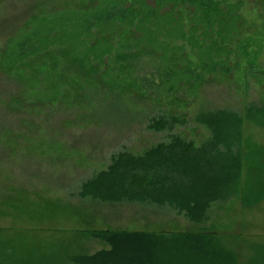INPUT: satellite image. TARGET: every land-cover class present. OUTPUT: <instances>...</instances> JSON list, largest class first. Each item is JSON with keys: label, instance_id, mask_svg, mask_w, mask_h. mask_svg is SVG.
Returning a JSON list of instances; mask_svg holds the SVG:
<instances>
[{"label": "rangeland", "instance_id": "obj_1", "mask_svg": "<svg viewBox=\"0 0 264 264\" xmlns=\"http://www.w3.org/2000/svg\"><path fill=\"white\" fill-rule=\"evenodd\" d=\"M147 2L156 5V0ZM259 7L245 1L239 14L242 36L228 40L230 63L212 64L209 52L201 51L199 33H188L194 9L181 11L186 37L177 30L171 51L180 56L183 69L175 73L164 72L163 46L153 35L138 34L135 43L121 45L128 54L147 47L145 53L138 52L140 58L130 57L124 71L128 82L120 86L125 91L117 89L119 81L113 86L115 71L102 66L99 75L78 79L79 94L63 93L47 102L37 97L46 84L33 78L34 71L15 80L0 70V264H74L80 256L110 248L95 237L97 232L208 230L239 255V264H264V201L252 209L237 199L218 204L208 222L192 224L168 208L79 197L83 183L108 169L119 152L142 155L172 135L204 143L210 133L195 121L202 111L243 114L251 104L264 109V9ZM73 10L109 15L102 0H0V66L8 48L37 44L36 16ZM137 20L130 27L139 26ZM117 62L111 63L115 69ZM106 72L109 77L101 80ZM52 74L41 73L40 79ZM10 94L22 99L17 112L10 110ZM162 116L185 123L172 132L149 130L150 121ZM244 136L264 146V127L247 121Z\"/></svg>", "mask_w": 264, "mask_h": 264}, {"label": "trees", "instance_id": "obj_2", "mask_svg": "<svg viewBox=\"0 0 264 264\" xmlns=\"http://www.w3.org/2000/svg\"><path fill=\"white\" fill-rule=\"evenodd\" d=\"M102 1L107 16L101 17L93 10L40 13L35 18L36 27L40 28L33 34L37 44L30 46L23 42L15 49L8 48L0 70L15 80L24 77L27 70L34 71L33 78L46 84L37 97L53 102L63 93L79 94L78 79L99 75L102 66L115 71L118 80L112 84L116 86L119 81L117 89L125 91L120 86L128 82L130 57L140 58L138 52L145 53L147 47L142 45L136 48L137 52L128 54L122 51L121 45L135 43L138 34H151L163 46L166 75L183 69L180 56L171 51L175 49L172 45L176 44L177 30L178 36L181 30L183 38L186 37L181 11L188 14L194 9L189 14L192 26L188 33H199L201 51L209 52L212 64L230 63L228 40L242 36L239 14L246 0H156L155 6H150L147 0H128L125 5L122 0ZM110 2L113 3L110 5ZM253 2L263 11L264 0ZM136 19L139 26L130 27ZM133 27L137 28L136 32L129 33ZM114 62L120 65L116 67L117 72L111 65ZM57 69L60 72L52 74ZM40 72L52 75L40 79ZM107 73H102L101 80L109 77ZM10 95V110L17 112L22 99ZM195 121L210 133L201 145L172 135L168 142L142 155L119 152L112 157L108 169L83 183L79 197L107 204L168 208L192 224L208 222L214 206L234 199L246 209L263 202L264 146L245 138L244 125L248 121L264 127V109L251 104L243 114L230 109L202 111ZM184 123L175 117L162 116L152 119L148 129L172 132ZM95 237L110 248L80 256L74 264H239V255L209 230L172 234L104 231L95 233Z\"/></svg>", "mask_w": 264, "mask_h": 264}, {"label": "bare ground", "instance_id": "obj_3", "mask_svg": "<svg viewBox=\"0 0 264 264\" xmlns=\"http://www.w3.org/2000/svg\"><path fill=\"white\" fill-rule=\"evenodd\" d=\"M163 248V247H162Z\"/></svg>", "mask_w": 264, "mask_h": 264}]
</instances>
